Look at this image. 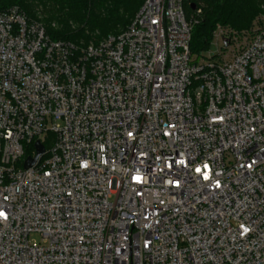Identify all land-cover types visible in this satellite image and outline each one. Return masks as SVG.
<instances>
[{
    "label": "built area",
    "instance_id": "built-area-1",
    "mask_svg": "<svg viewBox=\"0 0 264 264\" xmlns=\"http://www.w3.org/2000/svg\"><path fill=\"white\" fill-rule=\"evenodd\" d=\"M183 3L79 44L0 13V264H264V14L204 58Z\"/></svg>",
    "mask_w": 264,
    "mask_h": 264
},
{
    "label": "trees",
    "instance_id": "trees-1",
    "mask_svg": "<svg viewBox=\"0 0 264 264\" xmlns=\"http://www.w3.org/2000/svg\"><path fill=\"white\" fill-rule=\"evenodd\" d=\"M144 0H0V13L17 7L33 19L35 3L51 4L62 7L67 15L66 25L56 30L51 22L56 11L48 9L49 17L44 22L50 36L55 40H65L75 44L89 43L96 35L97 40L124 31L135 18ZM264 0H184V10L188 18L195 14L193 6H202V14L193 27L190 51L192 55H201L209 49L218 25L242 32L251 28L254 20L264 10ZM132 19V20H131ZM131 22L129 23V21ZM75 22L73 30L67 22ZM60 22V20H59ZM129 23V24H128ZM124 28L115 33L118 28ZM89 32V35L87 34ZM111 33V34H110ZM47 148V146L45 145Z\"/></svg>",
    "mask_w": 264,
    "mask_h": 264
},
{
    "label": "rangeland",
    "instance_id": "rangeland-1",
    "mask_svg": "<svg viewBox=\"0 0 264 264\" xmlns=\"http://www.w3.org/2000/svg\"><path fill=\"white\" fill-rule=\"evenodd\" d=\"M33 5H34V9L33 10L35 11L36 18L38 20H40L42 23H44L46 20H48L49 15H48V13L46 11L48 9H50L51 11H53V10L56 11L55 14H54V16H53V19H55V20L53 22H51V24H50L51 27H52L53 24H55L56 27L54 29L58 30V29L64 27V25H66V20L68 19V15H67L66 11L62 7H59V6H55L54 7L51 4H45L44 5V4H41V3H38V2L35 3V4H33ZM200 8L203 9L202 6H200ZM261 8L264 10V4H263V7H261ZM262 14H264V13H262ZM258 18L259 17H257L254 20L251 28H249L247 30H243L242 32H239V33L241 35H246L250 31H252L254 29L255 23L258 20ZM59 20H60V22H59ZM131 20L129 21V23L131 22ZM67 23H69L68 25H72L73 30L78 27V25L75 22H72V21L69 22L68 21ZM123 29L120 27V28H118L114 32L115 33H119ZM87 34L89 35V32H87ZM96 40H97V37L95 35L94 37H92V41L91 42L96 41ZM220 51H221V44L219 43V40L217 39V37L216 36H213V38L211 40V43L209 45V49L203 54V56H205L204 58H206V56L216 55ZM52 143H53V137L52 136H49L48 139H47V145H46L47 146V149H49L51 147ZM30 240H31L32 243H36V244H41L42 243V238L39 235H32L30 237Z\"/></svg>",
    "mask_w": 264,
    "mask_h": 264
},
{
    "label": "water",
    "instance_id": "water-1",
    "mask_svg": "<svg viewBox=\"0 0 264 264\" xmlns=\"http://www.w3.org/2000/svg\"><path fill=\"white\" fill-rule=\"evenodd\" d=\"M196 9V6L194 5L193 6V10H195ZM35 149H36V157L35 158H29L27 161H26V163H25V165H24V168L25 169H30V168H32L33 166H35L36 165V163H37V161H38V159L42 156V155H44L45 154V147L40 143V142H37L36 144H35Z\"/></svg>",
    "mask_w": 264,
    "mask_h": 264
},
{
    "label": "snow or ice",
    "instance_id": "snow-or-ice-1",
    "mask_svg": "<svg viewBox=\"0 0 264 264\" xmlns=\"http://www.w3.org/2000/svg\"><path fill=\"white\" fill-rule=\"evenodd\" d=\"M181 163H183V161H181ZM200 169H197V172H199ZM205 179H208L207 175H205ZM245 231H247V229H245Z\"/></svg>",
    "mask_w": 264,
    "mask_h": 264
}]
</instances>
